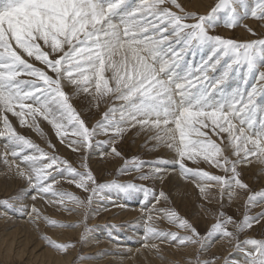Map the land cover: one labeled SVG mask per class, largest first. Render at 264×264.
Returning <instances> with one entry per match:
<instances>
[{"label":"snow or ice","instance_id":"snow-or-ice-1","mask_svg":"<svg viewBox=\"0 0 264 264\" xmlns=\"http://www.w3.org/2000/svg\"><path fill=\"white\" fill-rule=\"evenodd\" d=\"M164 3L165 0H154L152 4H148L147 0H144L139 6H133L130 0L127 3L125 0H0V113L11 112L21 118L22 125L25 123L23 118L25 111L32 116L34 124L36 116L42 115L43 119L56 130L61 142L66 143L72 151L91 148L93 137L101 132L107 134L109 129L114 130L113 139L109 143L122 138L127 129L121 127V123H127L129 127L139 125L141 128L150 125L160 130L152 138L164 142L167 147L174 148L177 152L178 160L175 164L183 176L215 182L220 186L222 194L227 188L231 198L234 195L232 189H248V185L239 178L238 167L251 163L252 157L264 163V104L255 103L257 88L249 84V77L253 81L258 78L264 82V71H261V68H264V39L237 42L218 35H210L209 29L221 23L225 27L234 28L249 17L264 21V0H253V4H250L249 0H218L208 15L193 13L178 15L169 8L160 7ZM171 3L181 12L184 11L177 0H171ZM146 9L147 16L152 17L151 20L146 16L136 17L137 12H144ZM138 20L143 22L138 23ZM189 20L195 22L187 23ZM244 27L247 28V25ZM149 28L152 29L150 33ZM248 31L255 35L252 29ZM39 41H43L50 52L44 51ZM66 44L69 45L68 51L64 50ZM175 45H180V52H185L186 49L195 51L199 48L207 49L211 53L198 69L185 65L190 74L201 76L203 80L209 81L208 84H202L192 92L184 84L175 82L179 77L174 69L168 70L170 61L167 59L170 53L175 57L177 52ZM136 46L141 47L138 50ZM129 51L135 60L131 73L127 71L125 56ZM140 51L146 55L141 56ZM61 52L62 55L52 58ZM118 53L122 57L121 61H113L112 57ZM26 57L41 62L55 74V77L29 63ZM106 63L112 71L115 87H109V81L105 78ZM217 65H221V74L209 79V71L216 70ZM160 73L167 79L162 78ZM25 74L37 79L31 81L18 79ZM230 74L233 79L239 80L240 84L231 91L227 87H218L225 84ZM37 80L43 83H37ZM65 83L76 87L78 94L89 93L94 84L97 104L107 93H118L116 99L126 102V106L120 110V121L113 123L110 119L117 111L112 108L104 113L102 121L89 129L70 103L69 96L64 91ZM247 87L251 90L246 91ZM260 93L264 94V87L260 89ZM26 100H31L32 103L25 104ZM33 104L38 107H33ZM17 107L19 111H16ZM125 112L127 116L124 115ZM0 119L5 128V132L0 135L6 136L14 148H20V151L13 150L12 156L20 158L31 170L32 174L29 175L23 171L18 174L25 177L31 185V190L35 193L32 196L33 200L37 195L50 194L56 198L53 202L64 206L67 212L75 209L68 208L66 200L77 207H83L85 201L80 197L54 189L53 185L58 182V177L65 174L70 177L69 183H73L86 193L95 194L98 190L106 188H115L122 193L142 192L144 195L142 209L145 211L150 207L147 203L149 196L154 197L157 204L161 198L167 200L163 191L157 195L153 189L133 183L97 184L87 165H82L85 171H78L67 160L50 156L31 140L17 134L7 115H0ZM209 120L216 135L228 133L229 147L234 149L233 155L237 159L231 160L223 156L224 150L211 139L197 141L189 139L191 132L207 136L201 128L209 127L206 123ZM234 120L242 127L237 129ZM68 125L72 128L71 135L76 139L65 141ZM245 129L250 130L252 134H246ZM37 130L42 131L38 125ZM177 132L179 144L176 142ZM221 139L223 140V137ZM193 144L201 145L205 161L232 175L230 177L213 175L200 169L188 168L184 163L185 157L197 162L189 150ZM24 146L35 149L39 155H21ZM50 146L55 147L51 144ZM111 151L116 156L121 155L115 147H112ZM218 156H222L223 159H217ZM168 163L160 158L153 171L142 175L140 179L163 180L167 174L164 165ZM54 172L56 175H53ZM90 184L93 186L90 187ZM210 186V183H204L203 186L197 184L202 195H206V189ZM257 195L259 201L256 199ZM91 200L92 196L89 195L87 201L90 203ZM258 202H264V191L248 198L249 205ZM4 205L7 207L8 202L5 201ZM156 211L161 212L170 223L176 224L191 235L181 236L176 232L148 227L147 233L153 234L154 238H163L181 246L200 242L199 232L187 219L180 217L173 210ZM31 213L35 215L34 222L43 219L53 228L79 227L78 224H65L42 216L34 205ZM223 216L221 213V220L212 226L204 239L214 234L232 237L233 233L226 228L229 223L236 224L237 231L242 232L246 228H251L254 223L264 220V212L256 216L245 214L240 223L235 222L232 217L223 219ZM148 219H152L151 215ZM85 228L86 232L89 231L86 225ZM42 238L58 253L66 254L70 248L75 247L73 242H58L47 235ZM244 243L254 246V250L246 254L245 264H264V241L249 239Z\"/></svg>","mask_w":264,"mask_h":264},{"label":"rangeland","instance_id":"rangeland-1","mask_svg":"<svg viewBox=\"0 0 264 264\" xmlns=\"http://www.w3.org/2000/svg\"><path fill=\"white\" fill-rule=\"evenodd\" d=\"M125 2H129V0H125ZM130 2L133 6H139L144 3V0H130ZM147 2L152 4L154 0H147ZM217 2L218 0H215V4ZM177 3L184 9L183 12L176 8L171 0H165V3L160 7L169 8L178 15L187 13L208 15L211 9L208 11L206 7L209 4L211 5L213 0H177ZM249 3L253 4V0H249ZM147 11L146 9L144 13L137 12L136 17L143 14L148 20H151L152 17L147 16ZM186 22L194 23L195 21L189 20ZM244 25H247V28ZM248 29H252L255 35L251 34ZM151 31L152 29L149 28L148 32ZM209 34L237 42L256 41L264 39V21L249 17L240 26L234 28L225 27L221 23L214 28H210ZM39 43L44 51L50 52L43 41H39ZM136 47L140 48L141 46ZM175 47L177 50L175 57L171 53L167 57L170 61L169 71L173 67L181 66L183 62H186L193 69H198L211 55L207 49L198 48L195 51L186 49L185 52H180V45H175ZM68 49L69 45H64V50L68 51ZM62 54V52L55 54L52 58H57ZM127 55L125 53L127 71L131 73L135 60ZM27 59L35 67L42 68L48 72V75L55 77V74L41 62L36 61L34 58ZM112 59L120 62L122 57L118 53ZM149 62L151 63V61ZM209 63L211 62L209 61ZM222 64L223 61H221ZM221 65H217L216 70L209 71V79L218 77L221 74ZM154 66L158 67L159 65ZM261 71H264V68H261ZM104 75L109 81V87H115V81L112 80V71L108 68L107 63ZM159 75L167 79L163 73ZM18 79L31 81L37 78L25 74ZM176 80L189 87L192 92H195L196 88L201 87L202 84H208L209 82L195 73L190 74L188 67L182 80ZM236 80L230 74L225 84L218 85V87H227L231 91L239 85V80ZM37 83L42 84L43 82L37 80ZM249 84L257 88L255 103H258L257 105L264 104V94L260 93V89L264 87V82L259 81L258 78L253 81L249 77ZM250 90V87L246 88V91ZM64 91L68 94L70 103L89 129L93 128L97 122L102 121L104 113L109 112L112 108L117 109V111L113 113L110 119L113 123L119 122L120 110L126 106L125 101L116 99L118 93L114 92L104 95L97 104L94 84L89 93L81 92L78 94L76 87L66 83ZM24 103L31 104L32 101L26 100ZM33 107H38V105L33 104ZM16 111H19V107L16 108ZM41 111L43 110L41 109ZM0 115H7L17 134L31 140L33 144L43 149L50 156H58L67 160L81 172L85 171L82 165H87L97 184L133 183L153 189L157 195L160 191H163L167 197V200L161 198L157 204L156 199L149 196L147 203L150 207L145 211L142 209L144 203L142 192L122 193L115 188H106L98 190L95 194L86 193L73 183H69L70 177L65 174L63 177H58V182L53 185L54 189L70 192L80 197L85 201L83 207H77L71 201L66 200V206L75 209V211L67 212L64 210V206L53 202L56 198L50 194L48 196L37 195V198L33 200L32 196L35 193L31 190V185L25 177L18 174L23 171L26 175H29L32 174L31 170L20 158L12 156V151H20V148H14L6 136L0 135V264H48L45 262H53L51 264H204V262L209 261L212 264H245L246 254L252 252L254 246L244 242L249 239L264 241V220L254 223L251 228H246L242 232L237 231L236 224L229 223L226 228L227 231L233 233L232 237H221L214 234L208 239H204L212 226L221 220V213L224 214L223 219L232 217L235 222L240 223L243 221L245 214L256 216L264 212V202L253 205L248 203L250 196L264 191V173H262V170L264 172V163L254 157L250 158L251 163L238 167L239 178L248 185V189L234 188L231 190L234 195L230 198L228 195L229 190L225 188L222 194L220 186L215 182H206L197 177L183 176L178 165L175 164V161L178 160L177 152L174 148L167 147L164 142L153 139L152 137L160 130L150 125L141 128L139 125L129 127L127 123H121L120 126L127 129L122 138L109 143L114 136V130L109 129L107 134L101 132V134L93 137L91 148L72 151L66 143L61 142L56 130L47 120L43 119L42 115L36 116V123L34 124L32 116L25 111L23 117L25 123L23 125L20 123L21 118L11 112L0 113ZM124 115L127 116V112ZM206 123L209 124V127H202L201 131L207 133V136H199L195 132H191L189 139L192 141L211 139L224 150L223 156H227L231 160L237 159L233 155L234 149L229 147L228 133H220L218 136L212 131L210 120ZM233 123L237 126V120H234ZM37 125L42 131L37 130ZM66 127L65 141L76 139L71 135V126ZM170 127L174 126L170 125ZM246 130L251 135V131ZM4 132L3 121L0 119V133ZM176 137V142L179 144L178 132ZM221 137H223V140ZM50 144L55 147H51ZM112 147H115L121 155H114L111 151ZM248 147H251V145H248ZM189 150L197 162L185 157L184 163L188 168L200 169L213 175L227 177L232 175L230 172L225 173L222 169L205 161L201 152V145H190ZM24 154L39 155L35 149L27 146H24L21 153V155ZM5 155L7 156V163H5ZM160 158L169 162L164 165L167 168V174L163 180L140 179L142 175L153 171ZM217 159L222 160L223 157L218 156ZM53 175H56V173L54 172ZM204 183H210L211 185L206 189V195H202L197 187V184L203 186ZM89 186L92 187L93 185L90 184ZM89 195L92 196L90 203L87 201ZM256 199L257 201L260 200L258 195ZM5 201L8 202L7 207L4 205ZM33 205L40 210L42 216L65 224H78L79 227L53 228L48 226L43 219L34 222L35 215L31 213ZM156 209L173 210L180 217L187 219L199 232L200 242L181 246L163 238H154L153 234L147 233L148 227H154L160 231L176 232L181 236L191 235L190 232L170 223ZM149 215L152 217L151 220L148 219ZM85 225L89 230L87 232ZM44 235L62 243L73 242L75 247L70 248L66 254L58 253L47 245V242L42 238ZM146 236L148 237L147 240L145 239ZM146 244L147 246H145ZM153 245L157 247H153ZM58 260H64L65 263Z\"/></svg>","mask_w":264,"mask_h":264},{"label":"bare ground","instance_id":"bare-ground-1","mask_svg":"<svg viewBox=\"0 0 264 264\" xmlns=\"http://www.w3.org/2000/svg\"><path fill=\"white\" fill-rule=\"evenodd\" d=\"M143 1V0H142ZM137 3V2H136ZM138 4V3H137ZM197 5V4H196ZM215 5V0H213V3L210 5H208V7H206L207 8V10L209 11L213 6ZM207 11V12H208ZM144 13V12H143ZM138 14V13H137ZM140 16L141 17H144L145 15H143V14H140ZM140 16H138V17H140ZM149 18V17H148ZM150 19V18H149ZM141 21L142 20H140V21H137L138 23H141ZM138 48V50H139V47H137ZM128 55L127 56H129V57H131V58H133V56H132V53L129 51V52H126ZM139 54L141 55V56H145L146 55V53L145 52H143V51H140L139 52ZM190 58V57H189ZM187 63L186 62H183L182 63V65L181 66H179V67H173L171 70H175V73L177 74V76L179 77V80H182V77H183V74L185 73V70H186V65ZM159 67V66H158ZM157 67V68H158ZM163 77V76H162ZM165 78V77H164ZM167 78V77H166ZM232 81V80H231ZM237 81V80H236ZM176 83H180L178 80H176L175 81ZM231 83V82H230ZM236 83V82H235ZM238 84H240V82L238 81ZM230 85V84H229ZM235 87V86H234ZM230 88V87H229ZM264 102V101H263ZM258 104V103H257ZM236 121V120H235ZM240 127H242L240 124H239V122L237 121V129H239ZM245 132H246V134H248V135H250V133H249V131H247L246 129H245ZM252 134V133H251ZM262 163V162H261ZM262 173H264L263 172V170H262ZM260 174V173H259ZM176 179V178H175ZM188 184V183H187ZM21 212V211H20ZM15 217V216H14ZM18 223V222H17ZM134 234V233H133ZM25 237V236H24ZM27 237V236H26ZM31 237V236H30ZM30 239V238H29ZM26 241V240H25ZM24 245V244H23ZM116 245V244H115ZM22 249V248H21ZM22 252V251H21ZM41 252V251H40ZM45 252H47L48 253V251H46L45 250ZM43 253V252H42ZM51 253V252H50ZM49 254V253H48ZM41 255V254H40ZM44 255V254H43ZM37 256V255H36ZM42 256V255H41ZM58 256V254L56 255V257ZM52 257V256H51ZM38 258H40V257H38ZM45 259H47V258H45ZM58 259V258H57ZM60 259V258H59ZM67 259V258H66ZM42 260V259H41ZM69 260V259H68ZM146 260V259H145ZM40 261V260H39ZM42 261H44V260H42ZM54 261V260H53ZM57 261V260H56ZM59 261V260H58ZM61 261H63L64 262V260H60L59 262H61ZM70 261V260H69ZM58 262V263H59ZM45 263H48V264H51V263H53V262H45ZM65 263V262H64ZM65 264H67V263H65Z\"/></svg>","mask_w":264,"mask_h":264}]
</instances>
